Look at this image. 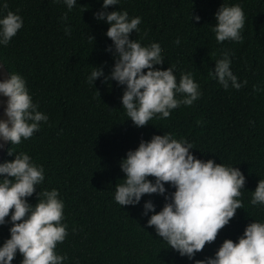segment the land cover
Here are the masks:
<instances>
[{
    "label": "trees",
    "instance_id": "16d2710c",
    "mask_svg": "<svg viewBox=\"0 0 264 264\" xmlns=\"http://www.w3.org/2000/svg\"><path fill=\"white\" fill-rule=\"evenodd\" d=\"M3 3L0 0V6ZM7 3V10L0 8V18L10 10L22 18L23 26L7 46L0 44V59L10 73L26 80L33 103L48 121L40 122L30 139L9 143L1 163L24 152L43 166L45 179L27 198L32 205L40 191L58 190L68 232L55 249L67 256L62 264H195L214 257L225 239L238 242L249 223H264V205L250 202L258 181L264 179V0H119L108 7L109 12L126 10L129 19L141 18L130 39L142 46L160 44L164 63L156 67L174 65L177 83L181 73L190 72L199 85L201 95L192 105H180L166 119L157 115L144 127L127 118L121 100L124 86L115 80L106 83L103 76L88 82L94 67L108 75L115 63L114 46L106 50L113 45L106 35L109 25L94 16L103 0H77L71 10L63 0ZM234 4L245 14L242 42H217L215 13L221 5ZM191 13L200 20L192 19ZM68 26L71 35L65 33ZM225 52L230 70L243 85L239 90L231 81L225 90L209 75ZM254 85L259 91H253ZM164 133L186 139L196 158L238 167L246 178L239 198L244 208L237 209L216 240L193 259L180 256L147 225L153 213L143 214L145 202L151 200L158 212L165 203L163 195H144L135 206L122 207L114 200L116 185L124 182L122 158L141 139ZM10 147L15 152L11 156ZM165 188L167 193L175 191L169 184ZM10 226L0 225V246L10 238ZM22 259L17 251L12 264Z\"/></svg>",
    "mask_w": 264,
    "mask_h": 264
},
{
    "label": "clouds",
    "instance_id": "9594fccd",
    "mask_svg": "<svg viewBox=\"0 0 264 264\" xmlns=\"http://www.w3.org/2000/svg\"><path fill=\"white\" fill-rule=\"evenodd\" d=\"M63 2L71 10L77 0ZM118 3L119 0H103L102 10L94 13L97 20H105L109 25L106 35L113 45L106 50L113 51L114 46L115 63L108 75L102 68L94 67L88 82L94 83L103 76L106 83L115 80L124 86L121 100L127 118L136 127H144L157 115L166 119L180 105H192L201 92L190 72L181 73L177 83L174 65L167 69L156 67L164 63L160 44L142 46L136 39H130L133 31L138 32L141 18L129 19L126 10L106 11ZM0 8L8 9L7 0ZM191 17L200 20L192 13ZM63 19L67 21V13ZM215 19L213 32L217 42H242L245 14L239 4L221 5ZM22 26V18L8 10L0 18V44L7 46ZM65 33L71 35L70 26L65 27ZM88 38L95 40L92 35ZM176 43H180L179 39ZM230 63L225 52L209 75H214L225 90L229 81L239 90L243 85L237 82ZM253 91L259 89L254 85ZM0 94L7 97L3 110L7 119H0V138L10 145H19L22 138L30 139L39 131L40 122L48 121V116L37 110L38 105L33 103L26 80L20 74L10 73L9 78L0 80ZM177 94L183 98L177 99ZM192 148L186 139L178 140L171 133L153 135L148 141L141 139L138 147L128 150L120 161L124 182L116 185L114 193L115 202L122 207L139 204L144 195H163L165 203L158 212L151 200L145 202L143 214L153 213L147 225L155 229L168 247L189 259L202 252L206 244L213 243L220 230L235 217L237 209L244 208L239 198L246 183L238 167L196 158L190 151ZM13 153L10 147L8 154ZM0 177V225H11L10 238L0 246V264H12L17 251L23 256L21 264H62L67 256L58 255L55 249L68 232L62 223L64 202L58 198V190L40 191L35 205L27 199L45 179L43 166L33 163L27 153H15L13 160L0 163ZM165 184L175 191L167 193ZM250 202L254 206L264 205V179L258 181ZM195 264H264V223H249L238 242L225 239L214 257L195 260Z\"/></svg>",
    "mask_w": 264,
    "mask_h": 264
},
{
    "label": "water",
    "instance_id": "95a60500",
    "mask_svg": "<svg viewBox=\"0 0 264 264\" xmlns=\"http://www.w3.org/2000/svg\"><path fill=\"white\" fill-rule=\"evenodd\" d=\"M10 72L3 61L0 59V80L9 78ZM7 97H4L3 94H0V119H7V116L4 114V108L6 107ZM11 126V125H9ZM9 142L4 141L0 138V163L6 153Z\"/></svg>",
    "mask_w": 264,
    "mask_h": 264
}]
</instances>
